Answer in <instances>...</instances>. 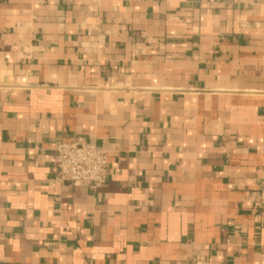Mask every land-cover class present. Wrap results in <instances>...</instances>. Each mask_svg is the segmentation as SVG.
Returning <instances> with one entry per match:
<instances>
[{"label": "crops", "instance_id": "0c3cea01", "mask_svg": "<svg viewBox=\"0 0 264 264\" xmlns=\"http://www.w3.org/2000/svg\"><path fill=\"white\" fill-rule=\"evenodd\" d=\"M0 264H264V0H0Z\"/></svg>", "mask_w": 264, "mask_h": 264}, {"label": "built area", "instance_id": "2783aa9c", "mask_svg": "<svg viewBox=\"0 0 264 264\" xmlns=\"http://www.w3.org/2000/svg\"><path fill=\"white\" fill-rule=\"evenodd\" d=\"M56 181L97 189L108 179L109 154L95 143L72 139L55 145Z\"/></svg>", "mask_w": 264, "mask_h": 264}]
</instances>
